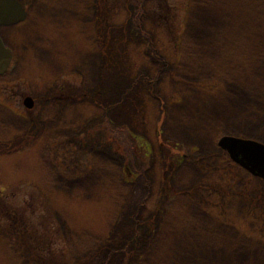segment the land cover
Masks as SVG:
<instances>
[{"label":"rangeland","instance_id":"obj_1","mask_svg":"<svg viewBox=\"0 0 264 264\" xmlns=\"http://www.w3.org/2000/svg\"><path fill=\"white\" fill-rule=\"evenodd\" d=\"M19 1L0 264H264V180L218 144L264 142V0Z\"/></svg>","mask_w":264,"mask_h":264},{"label":"water","instance_id":"obj_2","mask_svg":"<svg viewBox=\"0 0 264 264\" xmlns=\"http://www.w3.org/2000/svg\"><path fill=\"white\" fill-rule=\"evenodd\" d=\"M27 10L19 0H0V29L3 26L16 25L27 18ZM13 60V51L8 47L0 34V75L5 74ZM27 108L34 106L31 96H26ZM219 146L227 151L230 158L252 175L264 180V142L252 138L234 135H223Z\"/></svg>","mask_w":264,"mask_h":264},{"label":"trees","instance_id":"obj_3","mask_svg":"<svg viewBox=\"0 0 264 264\" xmlns=\"http://www.w3.org/2000/svg\"><path fill=\"white\" fill-rule=\"evenodd\" d=\"M131 1H135V2H139V1H141V0H131ZM129 3H132V2H130L129 1ZM135 5V4H134ZM136 6V5H135ZM137 8V7H136ZM143 8V7H142ZM144 9V8H143ZM145 13V12H144ZM143 13V14H144ZM140 14H141V10H138V13H137V15H138V17L140 16ZM167 16H168V14H167ZM138 23H137V25L138 26H140V23H141V20L139 21H137ZM123 134V137H122V142H121V145L120 146H122L127 152L129 151H134V142H135V138H134V136H130V134L128 135L127 133H122ZM136 143V142H135ZM96 256V254H94V253H90L89 254V257H90V260L92 261L93 260V258Z\"/></svg>","mask_w":264,"mask_h":264}]
</instances>
